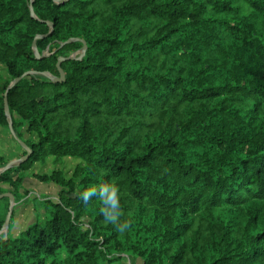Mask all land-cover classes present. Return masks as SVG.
Masks as SVG:
<instances>
[{
  "label": "trees",
  "instance_id": "16d2710c",
  "mask_svg": "<svg viewBox=\"0 0 264 264\" xmlns=\"http://www.w3.org/2000/svg\"><path fill=\"white\" fill-rule=\"evenodd\" d=\"M73 57L63 83L42 75L60 79L59 59ZM0 65L12 82L35 74L8 95L33 155L0 175V196L29 197L38 162L78 161L71 178L32 175L57 185L58 200L45 202L49 219L0 236V264L264 257V0H0ZM9 162L0 154V169ZM105 182L120 187L125 233L98 197L81 198Z\"/></svg>",
  "mask_w": 264,
  "mask_h": 264
},
{
  "label": "rangeland",
  "instance_id": "374dc122",
  "mask_svg": "<svg viewBox=\"0 0 264 264\" xmlns=\"http://www.w3.org/2000/svg\"><path fill=\"white\" fill-rule=\"evenodd\" d=\"M10 82H12V80L9 78L5 67L0 65V97H4V87ZM11 136L10 129L0 125V154L7 155L10 160L9 163L19 161L24 157L21 155L20 148L12 141ZM77 163L78 161L73 159L57 161L55 158H48L44 162L36 163L28 172V177L31 180L28 181L27 179L25 182V188L30 191L31 194L29 197L23 199L22 202L15 204L10 225L0 236L4 235L5 239L6 237L16 238L32 224L49 219V205L45 202L47 200L57 201L59 188L55 184H44L37 181L32 177L33 174L46 173V175H49L53 171H61L65 176L71 178ZM2 202L4 203V201ZM3 207L4 205H0V208L3 209ZM263 261L264 257L255 264H261ZM125 263L133 264L128 258Z\"/></svg>",
  "mask_w": 264,
  "mask_h": 264
},
{
  "label": "water",
  "instance_id": "95a60500",
  "mask_svg": "<svg viewBox=\"0 0 264 264\" xmlns=\"http://www.w3.org/2000/svg\"><path fill=\"white\" fill-rule=\"evenodd\" d=\"M34 2V0H33ZM59 3H63V2H59ZM31 12H32V15L35 16L34 14V10H33V5L31 6ZM51 25V24H50ZM52 26V25H51ZM40 36H38L36 38L39 39ZM76 40H70L68 41L66 44H63V46L67 45V44H70V43H73L75 42ZM78 41V40H77ZM87 51V45L86 43H84V48L82 50V57L85 55ZM34 52L36 54V58L38 60H41L44 58L40 56L38 50H37V46H36V42L34 43ZM67 60H76V57H73L72 59H65V58H60L59 59V63H58V69H59V72H60V76L61 78H54L52 77L50 74H42V75H45L46 77L54 80L55 82H58V83H63L65 81V74L64 72L62 71L61 69V63L67 61ZM38 74V73H37ZM30 75H35L34 73H26L24 76H22L21 78H18L16 79L15 81H13L10 86L8 87L5 95H4V104H5V114H6V117L8 119V123H9V129H10V132L14 138V140L24 149V151L26 152V155L19 161H14L12 163H10L6 168H4L3 170H0V175L8 170H10L11 168H13L14 166H19V165H22L26 162H28L31 158V156L33 155V151L31 148H29L24 142H22L17 134L15 133L14 131V128H13V122H12V116H11V113H10V110H9V106H8V95H9V92L12 88H14L24 77H27V76H30ZM4 198H8L10 199V210H9V213H8V216H7V219H6V223L4 225V228L3 230L0 232V235L3 231H5L9 225H10V220H11V217H12V213H13V207L15 206V200H14V197L10 194H4L3 196H0V200L4 199Z\"/></svg>",
  "mask_w": 264,
  "mask_h": 264
},
{
  "label": "clouds",
  "instance_id": "9594fccd",
  "mask_svg": "<svg viewBox=\"0 0 264 264\" xmlns=\"http://www.w3.org/2000/svg\"><path fill=\"white\" fill-rule=\"evenodd\" d=\"M84 202L90 201L93 197H98L103 207L101 212L107 223L117 227L118 231L125 233L131 227L128 221H122L120 187L116 183L105 182L98 187L93 186L84 190L81 194Z\"/></svg>",
  "mask_w": 264,
  "mask_h": 264
},
{
  "label": "crops",
  "instance_id": "0c3cea01",
  "mask_svg": "<svg viewBox=\"0 0 264 264\" xmlns=\"http://www.w3.org/2000/svg\"><path fill=\"white\" fill-rule=\"evenodd\" d=\"M67 160V159H66ZM37 174H46V173H37ZM31 179H29V177H28V181H30ZM31 194V193H30Z\"/></svg>",
  "mask_w": 264,
  "mask_h": 264
}]
</instances>
